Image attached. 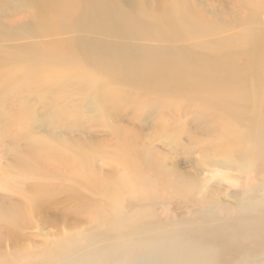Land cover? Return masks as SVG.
I'll list each match as a JSON object with an SVG mask.
<instances>
[{
  "label": "rangeland",
  "instance_id": "obj_1",
  "mask_svg": "<svg viewBox=\"0 0 264 264\" xmlns=\"http://www.w3.org/2000/svg\"><path fill=\"white\" fill-rule=\"evenodd\" d=\"M253 1L222 11L215 0H0V181L22 188H0V264H67L123 245L113 241L158 242L180 215L197 217L191 203L237 220L264 196V172L246 153L264 90L252 95L238 78L235 93L247 88L256 105L227 104L224 115L188 55L210 57L211 43L254 28ZM132 172L144 182L116 189L114 177ZM183 181L196 192L182 200L171 187ZM106 261L136 264H96Z\"/></svg>",
  "mask_w": 264,
  "mask_h": 264
},
{
  "label": "bare ground",
  "instance_id": "obj_2",
  "mask_svg": "<svg viewBox=\"0 0 264 264\" xmlns=\"http://www.w3.org/2000/svg\"><path fill=\"white\" fill-rule=\"evenodd\" d=\"M215 1L221 2L220 7L222 11H225L232 0ZM251 8L253 9L252 25H255L254 28L232 33L221 40L222 43L216 45L211 43L210 57L202 55L196 49L188 53L190 61L193 62L189 70L191 75L194 73L210 75V81L204 87L210 88L211 86L215 102L222 103L224 115H229L230 107H227V104L241 107L244 102H247L246 107L256 105L255 99L247 100L249 97L247 88L239 94L235 93L239 89L238 78L243 77L249 81V88L252 87L254 91L252 95H256V89L259 95L264 90V0H254ZM113 10L115 12L113 17L116 14L121 15L117 5ZM118 17L124 19L123 16ZM156 61L164 62V59L162 56H157ZM174 82L178 81L174 80ZM259 100L264 105V94ZM236 112V115L241 114V111ZM254 115L249 118L254 123L252 126L254 133L250 138V147L247 148L246 153L253 158L250 169L258 175L264 172V116ZM231 140L233 143L238 141L235 134L232 135ZM131 169L136 171L135 167ZM132 174L114 177L116 179H114L115 188H130L134 178L140 177L143 180L141 174L137 172H132ZM151 182L157 192L155 191L152 196V192L141 187L140 195L148 200L152 196L151 205H155L154 199L159 193L158 183L152 179ZM9 185L6 181H0V188H4V191L15 192L16 195L21 194L22 188L16 189ZM180 185L181 188H176V186L171 188L177 193L176 197H181L182 200L186 194L192 195L196 192L187 181H183ZM255 191L257 192L258 189L256 188ZM26 199L34 210L40 212L44 209L42 207L44 201L39 197L32 196ZM255 199L256 201L249 202L241 211L242 217L240 216L237 220L225 219L226 221L210 219V213L217 216L219 208H209L206 204L198 203L199 206H197L191 203L190 207L197 217L192 220L182 219L180 215L172 226V230L169 229L166 235H162L164 238L158 242L140 240L127 244L124 241H113V244L123 245L102 248L99 251L94 249L83 253L67 264H96V261L102 258L120 261L125 260L126 257L135 258L136 264L139 261V264H264V196H257ZM162 203L163 200L159 202V204ZM13 215L16 216L14 213ZM184 216L186 217L185 214ZM11 218V221L14 220ZM0 220L1 222L5 220L3 213H0ZM234 221L237 222L233 223ZM116 252L122 255H115ZM105 264L115 263L106 261Z\"/></svg>",
  "mask_w": 264,
  "mask_h": 264
}]
</instances>
